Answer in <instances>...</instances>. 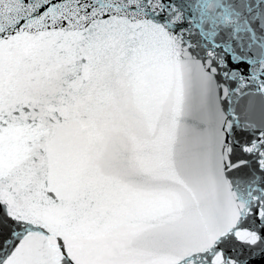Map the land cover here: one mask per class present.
<instances>
[{
	"label": "snow or ice",
	"instance_id": "6c2138e0",
	"mask_svg": "<svg viewBox=\"0 0 264 264\" xmlns=\"http://www.w3.org/2000/svg\"><path fill=\"white\" fill-rule=\"evenodd\" d=\"M0 264H264V0H0Z\"/></svg>",
	"mask_w": 264,
	"mask_h": 264
}]
</instances>
